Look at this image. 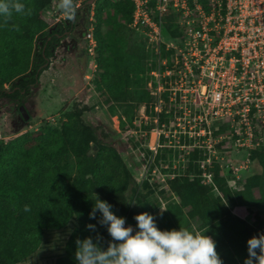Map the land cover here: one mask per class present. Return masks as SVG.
Returning <instances> with one entry per match:
<instances>
[{"label":"trees","instance_id":"16d2710c","mask_svg":"<svg viewBox=\"0 0 264 264\" xmlns=\"http://www.w3.org/2000/svg\"><path fill=\"white\" fill-rule=\"evenodd\" d=\"M93 1L95 59L103 69L101 80L110 93L108 101H150L152 96L143 84V75L147 78L152 68L148 65L149 52L142 35L129 26L133 0ZM21 2L34 9L32 16L14 14L6 25L0 17V98L16 103L20 113L67 30L75 27L78 10L91 6L90 0H83L76 6L73 20L63 18L47 28L41 11L51 0ZM89 22L84 23L85 33ZM165 24L172 35L180 34L173 16ZM105 25L109 28L103 31ZM5 84H10L9 88ZM96 148L99 151L93 153ZM104 149L94 129L88 128L75 112H69L59 127L23 132L0 144V264L27 260L42 246L48 231L66 226L73 218L78 226L56 264H78L77 239L91 236L96 242L99 234L103 237L100 246L106 249L112 237L107 226L99 223L102 213L97 210L95 218L90 217L96 195L126 221L130 215L142 213L131 210L133 201L142 194L140 184L132 183L130 171L117 153ZM250 155L264 168V145L252 149ZM214 171L211 185L186 176L172 180L171 189L179 201L169 203L159 215L150 214L161 230L198 222V229L208 230L205 234L216 241L223 264H244L247 242L264 232V220L257 216L255 224L248 223L232 209L257 206L264 212V186L261 178L254 176L241 192H235L220 175L218 165ZM214 186L219 195L213 192ZM255 188L262 189L259 196ZM25 205L31 211H24ZM88 224L95 225V230L89 229ZM135 224L137 227L136 220Z\"/></svg>","mask_w":264,"mask_h":264},{"label":"rangeland","instance_id":"374dc122","mask_svg":"<svg viewBox=\"0 0 264 264\" xmlns=\"http://www.w3.org/2000/svg\"><path fill=\"white\" fill-rule=\"evenodd\" d=\"M93 2L88 7L90 11L87 7L78 10L75 27L67 30L49 59V67L33 87L26 107H20L22 113L16 103L7 97L0 98V144L23 132H37L45 126L59 127L69 112H75L88 128L94 129L107 152L120 156L130 171L132 183L140 184L142 194L131 206L135 214L159 215L160 207L167 209L169 203L179 201L171 189L172 180L186 176L200 178L206 185L213 184L217 165L220 175L225 176L235 192H241L254 176H259L264 186V168L247 151L235 146L228 120H215L210 126L199 123L195 100L184 99L180 93L175 95L171 91L172 87L173 90L180 87L177 75L170 79L163 71L156 77L150 70L147 78L143 75V84L152 96L150 101H108L110 93L101 80L103 69L97 65L96 54L88 53L85 39L84 23L94 13ZM58 3L51 0L41 11L47 28L64 18ZM108 28L105 25L103 31ZM126 34L128 37L129 32ZM146 48L149 52V47ZM9 86L5 84L6 88ZM210 129L215 136H210ZM97 151L99 148L92 150ZM261 190L255 188L254 192L259 196ZM213 192L220 194L217 186ZM232 211L251 224L257 222V216L264 220V212L257 206L241 205ZM128 225L133 227L134 234L137 230L134 215L128 217L125 226ZM198 225L195 222L188 228L198 229ZM77 226L73 218L66 226L48 231L42 246L20 264H56Z\"/></svg>","mask_w":264,"mask_h":264},{"label":"built area","instance_id":"2783aa9c","mask_svg":"<svg viewBox=\"0 0 264 264\" xmlns=\"http://www.w3.org/2000/svg\"><path fill=\"white\" fill-rule=\"evenodd\" d=\"M133 2L129 26L149 47L150 74L177 75L180 87L171 91L195 100L199 123L227 119L242 151L264 145V0ZM169 16L179 35L167 29ZM89 21L85 39L94 55V13ZM209 134L215 136L211 129Z\"/></svg>","mask_w":264,"mask_h":264},{"label":"clouds","instance_id":"9594fccd","mask_svg":"<svg viewBox=\"0 0 264 264\" xmlns=\"http://www.w3.org/2000/svg\"><path fill=\"white\" fill-rule=\"evenodd\" d=\"M58 10L67 20H73L76 15L75 0H59ZM34 9L22 3L21 0H0V17L6 25L13 15L30 17ZM18 28V26H17ZM95 204L90 213L95 218L96 211L102 213L99 223L107 226L112 237L108 247L100 246L102 236L97 234L96 242L91 236L77 239L75 253L78 264H223L217 252L216 241L195 228L180 226L179 229L161 230L157 227L155 218L148 212L137 214L138 230L134 232L131 225H126V219L117 216L111 209L112 205L96 195ZM161 208V212L167 210ZM24 211H31L28 205ZM87 227L95 230L96 226ZM118 242V243H117ZM248 257L244 264H264V232L248 240Z\"/></svg>","mask_w":264,"mask_h":264},{"label":"water","instance_id":"95a60500","mask_svg":"<svg viewBox=\"0 0 264 264\" xmlns=\"http://www.w3.org/2000/svg\"><path fill=\"white\" fill-rule=\"evenodd\" d=\"M93 0H90V2L92 3Z\"/></svg>","mask_w":264,"mask_h":264}]
</instances>
